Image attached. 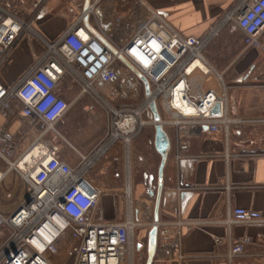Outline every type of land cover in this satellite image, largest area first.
Instances as JSON below:
<instances>
[{
  "label": "crops",
  "instance_id": "crops-1",
  "mask_svg": "<svg viewBox=\"0 0 264 264\" xmlns=\"http://www.w3.org/2000/svg\"><path fill=\"white\" fill-rule=\"evenodd\" d=\"M236 1L34 0L27 11L40 10L35 19L36 30L43 38L53 40L84 7L96 4L98 13H88L86 26L94 27L99 17L108 38L122 45L148 20L150 9L161 12L177 33L201 37ZM234 32L231 35L223 30L205 49L204 57L214 72L209 76L196 72L195 76L202 79V89L222 95L223 87L226 88L231 113L239 109L263 111L264 30L257 44L250 48L244 46L243 34ZM25 42L29 49L21 57L40 52L38 41ZM114 68L117 76L111 83L94 84L99 98L79 95L76 83L67 76L62 79L57 94L69 103V108L53 130L46 131L45 124L39 120L0 117V130L12 137L10 161H20L19 169H9L0 157V172L5 173L0 181L1 216L12 215L28 194L22 175L23 170L30 169L31 162L24 160L33 148L42 146L43 151L32 162L46 150H53L58 159L75 167L80 155H89L106 134L108 105L130 108L142 101L144 89L140 80L121 63ZM165 117L161 119L168 121ZM162 128L169 149L162 168L158 222H173L179 215L191 225L182 227L179 249L175 248L173 238L157 239L151 264H264V223L234 224L229 229L219 223L227 208L253 210L264 219V121L245 123L228 131L219 127L216 132L192 126L177 131L168 122ZM154 141L155 129L147 125L132 139L128 151L123 143L114 144L87 175L89 182L103 190L97 221L119 222L129 211L132 220L141 225L133 233L132 264L146 263L147 235L154 222L161 161ZM9 233L6 226L0 229V245ZM244 237L251 243L244 246L241 255L229 261V248ZM56 261L61 263L59 259Z\"/></svg>",
  "mask_w": 264,
  "mask_h": 264
},
{
  "label": "built area",
  "instance_id": "built-area-1",
  "mask_svg": "<svg viewBox=\"0 0 264 264\" xmlns=\"http://www.w3.org/2000/svg\"><path fill=\"white\" fill-rule=\"evenodd\" d=\"M33 1L0 0V71L23 41H38L41 46L38 54L21 57L25 65L13 82L0 76L1 118L39 120L46 131L53 130L69 108V103L57 94L62 79L67 76L76 83L79 95L99 98L94 84L111 83L117 76V63L136 78L144 77L149 94L134 107L108 105L106 134L89 155H80L77 166H68L53 150H46L42 157L29 163L30 169L23 170L22 175L28 185V200L9 217L0 215V229L6 226L10 231L0 245V264H51L47 254H57L69 232L72 264H132L133 233L141 225L132 220L129 211L119 222L97 221L103 190L89 182L88 172L114 144L121 142L128 151L130 142L144 127L155 126L150 106L156 107L157 100L168 117V121H163L159 115L158 123L163 126L168 122L177 131L185 126L200 130L207 127L210 132L223 127L228 131L245 123L264 121V110L239 109L231 113L226 88L223 87L222 95L202 89L200 78L214 72L204 51L223 30L240 31L246 48L257 44L264 30V0H237L201 37L177 33L157 11L150 9L148 20L122 45L108 38L99 17L94 27L86 26L88 13H98L96 4L84 7L60 35L47 40L36 30L35 19L40 10L27 11ZM196 72L200 76L196 77ZM176 101L180 106L175 105ZM216 104L218 115L212 114ZM184 107L192 112H184ZM12 152L11 135L0 130V157L9 169H19L20 161H10ZM4 174L0 172V181ZM219 223L229 229L234 224L264 223V219L253 210L227 208ZM184 225L191 223L178 215L173 222H153L150 227H156V240L173 238L179 249ZM250 243L248 237L234 242L227 259L241 255Z\"/></svg>",
  "mask_w": 264,
  "mask_h": 264
},
{
  "label": "water",
  "instance_id": "water-1",
  "mask_svg": "<svg viewBox=\"0 0 264 264\" xmlns=\"http://www.w3.org/2000/svg\"><path fill=\"white\" fill-rule=\"evenodd\" d=\"M158 13L161 14V12H158ZM138 77H139L140 82L143 85L144 95H148L149 94V86H148L147 81L145 80L144 77H142L140 75ZM150 109H151V112L153 114L154 121L156 122V124L154 126V129H155L154 146H155L157 153L161 157V161H160V165H159V169H158L157 202H156L154 219H153L154 223H157L158 222L157 209H158L160 190H161L162 168H163L164 163L166 161V157H167V153H168V149H169V141H168V137H167L166 133L164 132L162 126L158 123L160 121V117H159V114L156 110L155 105L152 104L150 106ZM212 114H214V115L219 114V105L218 104H216L214 110L212 111ZM204 128L207 129V127H204ZM182 196L183 195H181V197ZM27 200H28V197L26 196L25 201H27ZM156 234H157L156 227L153 226L147 235V259H146L145 264H151V262H152V258L154 256V252L156 249V243H157Z\"/></svg>",
  "mask_w": 264,
  "mask_h": 264
},
{
  "label": "rangeland",
  "instance_id": "rangeland-1",
  "mask_svg": "<svg viewBox=\"0 0 264 264\" xmlns=\"http://www.w3.org/2000/svg\"><path fill=\"white\" fill-rule=\"evenodd\" d=\"M231 35H234V31H228ZM113 41V40H112ZM117 44V43H116ZM29 49V44L25 41H23L17 48L15 49L13 55L9 58L7 63L2 67L0 71V76L2 80L11 83L13 82L21 73L23 70V63L21 61V55L26 52ZM205 55V53H204ZM211 79L207 80L205 82L206 84L209 83ZM142 98V95L140 94L139 99ZM156 108L158 110V113L160 117L166 118L161 103L159 100H157ZM128 166V164H127ZM124 173V169L122 170ZM128 172V167L127 170ZM71 246H72V240H71V234L70 232L66 235L65 239L62 241V243L59 246L58 253L57 254H47L48 260L51 262V264H56V259H59L61 263L59 264H72V255H71Z\"/></svg>",
  "mask_w": 264,
  "mask_h": 264
},
{
  "label": "bare ground",
  "instance_id": "bare-ground-1",
  "mask_svg": "<svg viewBox=\"0 0 264 264\" xmlns=\"http://www.w3.org/2000/svg\"><path fill=\"white\" fill-rule=\"evenodd\" d=\"M175 105H179V103L176 101V104ZM180 106V105H179ZM182 110L184 111V112H187V113H190V112H192V110H190L189 108H182ZM40 148H38V149H36V147L35 148H33V150L26 156V158H25V160L24 161H29V162H32V159H35L36 158V154L37 153H41L43 150V148H42V146H39ZM21 168H23L22 166H21ZM24 169V168H23Z\"/></svg>",
  "mask_w": 264,
  "mask_h": 264
}]
</instances>
